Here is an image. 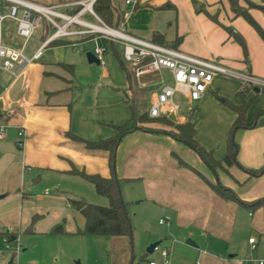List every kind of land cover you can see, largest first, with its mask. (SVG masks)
I'll use <instances>...</instances> for the list:
<instances>
[{
	"label": "crops",
	"instance_id": "obj_1",
	"mask_svg": "<svg viewBox=\"0 0 264 264\" xmlns=\"http://www.w3.org/2000/svg\"><path fill=\"white\" fill-rule=\"evenodd\" d=\"M33 1L57 5L66 13L76 12L79 6L70 4L78 0ZM249 1L254 5L264 4V0ZM198 2L205 4L217 21L198 12L192 0H140L130 8L112 1L115 15L121 13L123 18L117 25L114 21L113 25L126 27L127 33L159 44H174L170 47L189 54L218 58L231 69L264 78V39L256 29L243 16L232 12L228 0ZM240 2L247 5L246 0ZM249 11L264 28V9L253 6ZM83 18L98 22L89 12L84 13ZM43 22L27 41L17 34L15 19L8 17L2 24L5 44L22 49L28 57H33L39 49L42 53L29 65L17 66L15 72L0 69V125H4V137L0 138V195H3L0 198V229L2 225L20 223L25 215L24 206L30 201L29 191L33 190L29 184L33 172L64 168L79 176L71 170L86 168L89 173L105 177L115 173L122 183L140 184L141 194L137 197L141 202L154 203L166 217L167 221L161 218L159 222L161 225L166 223V233L172 237L171 244L167 245L173 254L172 264H194L195 258L201 259L200 264H247L251 259H264V204L252 203L264 196V173L250 177L244 169L232 165L215 175L187 144L166 132L142 128L131 130L121 138L113 169L110 151L88 148L83 139L113 137L118 134V125L131 120L130 102L135 95L120 59L123 44L89 34L59 37L44 45L53 27L47 20ZM80 27L72 25L71 29ZM236 35L244 39L247 54ZM102 39L111 46L106 54ZM117 44H120V50H117ZM97 45L104 46L102 62L90 63L87 53L95 52ZM148 73L152 75L143 76ZM166 73L173 83L172 73L167 69L136 77L139 88H152L147 94V111L151 94L160 87ZM219 76L222 75L214 77L204 97L194 100L196 108L191 114L180 111L178 103L179 109L172 113L176 120L170 118L176 123L191 120L196 127L197 140L212 150L218 159L227 151L230 130L236 119V113L226 100L241 103L237 93L243 88L242 81L237 78L228 79L222 85ZM226 84L231 85L230 89ZM248 86L251 89L246 100H253L246 123L251 124L264 109V89ZM218 100L225 104L223 112L218 119L209 116L207 127L211 134L219 133L222 140L220 145H212L200 136L199 125L202 124H196L199 119L196 115L210 105L219 104ZM22 128L25 134L19 135ZM234 140L239 144L237 159L242 166H264V123L236 129ZM18 141L23 145L19 146ZM178 157L209 181H220L230 187L244 203L221 197L201 174L183 164ZM39 179L41 176L33 183ZM46 195H49L48 191ZM62 199L58 195L48 197L49 207ZM72 199L76 198L68 197L73 205ZM39 200H42L41 196ZM84 225L85 219L83 228ZM160 235L157 231L152 232L148 241H157ZM112 237V242L124 250L121 256L113 257V263L127 264V250L132 246V238L125 235ZM251 237L255 238L254 243L249 241Z\"/></svg>",
	"mask_w": 264,
	"mask_h": 264
},
{
	"label": "rangeland",
	"instance_id": "obj_2",
	"mask_svg": "<svg viewBox=\"0 0 264 264\" xmlns=\"http://www.w3.org/2000/svg\"><path fill=\"white\" fill-rule=\"evenodd\" d=\"M112 1L117 4L120 2L127 8L131 7L126 4L125 0ZM8 4L7 1L0 0V12L6 11ZM85 18L87 17L85 16ZM43 23H46V19ZM117 28L122 29L123 27ZM124 29L126 30V27ZM101 43H105V54L108 53L111 50L110 43L103 39ZM116 48L120 50V44H117ZM150 75L152 73L143 76ZM225 77L228 76H219L222 78V85H224V81L228 82V79H234ZM163 79L160 85L171 83L169 74L166 73ZM230 86V84H226L227 89H230ZM176 100L180 104L182 112L191 114L196 108L193 106V102L196 101L181 94L176 95ZM218 101L219 104L210 105L206 110L203 109L201 114L196 115L199 117L196 124H202L199 125L201 126L200 136L212 145H220L222 140L219 133L211 134L207 127L209 116L218 119L223 112L222 107L225 104L221 103V100ZM147 105L148 96H139L136 113L143 114L147 110ZM169 118L176 120L174 114H170ZM154 125L167 127L163 121ZM84 170L88 172L86 168ZM32 175V177L29 176V184L32 185L33 190L29 191L31 192L28 198L30 201L24 206L23 213L25 215L20 223L1 226L5 232L10 229L17 238L8 242L0 235V264H8L10 261H12L11 264H77V261L81 264H114L113 257L121 256L124 250L120 249L117 243L112 242L114 237L83 234L81 232L84 224L83 216L68 201V197H79L84 198L88 203L108 206V197L97 192L91 182L82 179L81 176L68 173L64 168L51 171L39 169ZM39 176L41 179L37 183H33V180ZM134 183L120 182L122 197L133 227L132 246H128L127 250L129 253L127 264H151V262L162 264L164 259L161 251L172 242V237L166 233V223L161 225L159 222L161 218L165 221L166 217L162 215L161 210L155 207L154 203L141 202V198L137 197L141 194L140 184ZM46 191L49 192V195H46ZM53 195L61 196L63 199L49 207L47 199ZM40 196L42 200H39ZM155 231L161 233L157 240L162 241L157 249L148 252L147 248L152 243L148 241L149 235ZM132 258L133 262L130 261ZM172 259L173 254L170 255L169 264H172ZM200 263L201 259H194V264Z\"/></svg>",
	"mask_w": 264,
	"mask_h": 264
},
{
	"label": "built area",
	"instance_id": "obj_3",
	"mask_svg": "<svg viewBox=\"0 0 264 264\" xmlns=\"http://www.w3.org/2000/svg\"><path fill=\"white\" fill-rule=\"evenodd\" d=\"M5 1L9 4L6 7V11L0 12V69L14 71L17 66L25 67L42 53V50L39 49L33 57H28L22 49L5 44L2 38L3 21L8 17L15 19L17 22V34L24 41H27L35 30L41 26L42 21L46 19L53 27V32L44 45L50 40L59 37L97 34L123 44V58L133 68L136 77L153 70H170L173 83H164L151 94L148 109L150 117L169 116L175 113L179 109V104L176 100L177 94L192 100L201 99L216 75H227L237 78L242 81L243 88L246 85H252L258 89H264L263 77L231 69L218 58H204L189 54L168 45L131 35L124 28L119 29L108 25L93 9V4L96 0H78L70 3L80 6L74 13L61 11L57 5L41 4L33 0ZM139 1L125 0L126 4L133 7ZM86 12L93 14L98 22L94 23L83 18V14ZM72 25L81 27L71 29ZM103 51L104 46L97 45L95 54L101 62ZM24 134L25 129L22 128L19 131V135ZM2 137H4V125H0V138ZM17 144L22 146L23 142L18 141ZM12 234L10 229L7 232L0 229V235L3 236L5 241L9 242L8 238ZM249 241L254 243L255 238L251 237ZM161 254L164 259L162 264H169L170 247L163 248ZM151 264L158 263L151 262ZM247 264H264V259H251Z\"/></svg>",
	"mask_w": 264,
	"mask_h": 264
},
{
	"label": "trees",
	"instance_id": "obj_4",
	"mask_svg": "<svg viewBox=\"0 0 264 264\" xmlns=\"http://www.w3.org/2000/svg\"><path fill=\"white\" fill-rule=\"evenodd\" d=\"M196 10L198 12H204L211 19L217 21L215 15L210 14L205 4H200L198 0H192ZM247 5L241 4L240 0H228L232 12L236 16H243L260 34L264 39V28L256 21V19L251 15L249 9L253 6L261 7L264 9V4L254 5L251 1L246 0ZM167 6V5H166ZM171 4H168V7ZM80 7H76L77 11ZM93 9L96 14L108 25L114 26L119 24L122 18V14L119 13L115 15V10L112 5V0H96L93 4ZM156 33L155 38L158 37ZM236 38L240 44L244 47V51L247 54V48L244 39L236 35ZM160 42L162 40L160 39ZM163 44V42H162ZM170 46H175L174 44H169ZM123 67L126 70L127 78L131 89L134 91V99L130 102L132 108V117L129 123L118 125V134L107 138L98 140H84L88 148H98L110 151V159L112 168H115V155L117 151L118 144L121 138L131 130L142 128L149 131H160L170 134L173 138L187 144L191 149L199 154L202 160L210 167L212 172L217 175L219 170L227 171L228 166L237 165L241 169H244L250 177H257L264 173V166L260 168H247L242 166L237 159L239 144L234 140V132L236 129L241 127H249L254 125H259L264 123V109H262L256 116L255 120L251 124L246 123V117L248 109L252 103L253 98L246 100L248 91L251 89L250 86L246 85L241 88L237 93V97L242 101L241 103H234L230 100H226L227 105L236 113L235 122L230 130L227 151L225 155L218 159L214 156L212 150L207 149L202 145L196 138V127L195 124L188 120L185 123H176L167 116L162 117H150L148 111L146 110L143 114H137L136 108L138 104V97L147 95L152 88L142 87L139 88L137 85V79L134 74L133 68L125 62L123 56H120ZM161 121L165 122L167 127L153 126L152 124H158ZM74 137L75 135H71ZM75 138V137H74ZM178 159L185 165L192 168L197 173L201 174L197 169H195L190 164L183 161L180 157ZM72 173L78 174L85 180L91 182L97 192H101L106 195L109 199L108 206H102L97 204L88 203L84 198L72 199V203L77 210L82 214L85 219V225L81 231L84 234L96 235V236H130L133 235V227L131 218L126 209V204L122 197L120 190V182L116 177V174L105 177L99 173H88L85 170L72 169ZM202 175V174H201ZM203 176V175H202ZM204 177V176H203ZM205 178V177H204ZM206 179V178H205ZM206 181L210 186L223 198L228 200H236L240 203H244L242 199L228 186L224 185L222 182H211L208 179ZM255 205L264 204V196L253 201ZM17 238L15 234L9 236L8 240H14Z\"/></svg>",
	"mask_w": 264,
	"mask_h": 264
},
{
	"label": "water",
	"instance_id": "obj_5",
	"mask_svg": "<svg viewBox=\"0 0 264 264\" xmlns=\"http://www.w3.org/2000/svg\"><path fill=\"white\" fill-rule=\"evenodd\" d=\"M87 58H88V61L90 62V63H97V64H100V60H99V58L96 56V54H95V52H93V51H89L88 53H87ZM3 195H0V198L2 197ZM132 236V235H131ZM132 238V237H131ZM161 241L162 240H157V241H154V242H152L149 246H148V248H147V251L148 252H153L154 251V249L161 243ZM189 243H192L190 240L188 241ZM131 243H132V241H131ZM12 263V261H10V264ZM77 264H81L79 261H77Z\"/></svg>",
	"mask_w": 264,
	"mask_h": 264
},
{
	"label": "bare ground",
	"instance_id": "obj_6",
	"mask_svg": "<svg viewBox=\"0 0 264 264\" xmlns=\"http://www.w3.org/2000/svg\"><path fill=\"white\" fill-rule=\"evenodd\" d=\"M99 28H101V27H99Z\"/></svg>",
	"mask_w": 264,
	"mask_h": 264
}]
</instances>
